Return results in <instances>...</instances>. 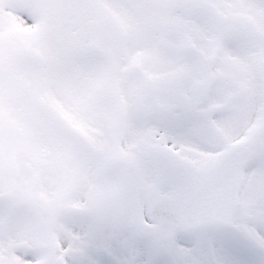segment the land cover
Returning a JSON list of instances; mask_svg holds the SVG:
<instances>
[{
	"label": "snow or ice",
	"instance_id": "obj_1",
	"mask_svg": "<svg viewBox=\"0 0 264 264\" xmlns=\"http://www.w3.org/2000/svg\"><path fill=\"white\" fill-rule=\"evenodd\" d=\"M0 264H264V0H0Z\"/></svg>",
	"mask_w": 264,
	"mask_h": 264
}]
</instances>
